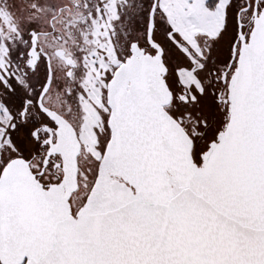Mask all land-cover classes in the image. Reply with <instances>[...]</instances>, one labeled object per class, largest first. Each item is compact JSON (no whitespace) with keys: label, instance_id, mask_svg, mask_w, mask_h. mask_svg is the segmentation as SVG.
Instances as JSON below:
<instances>
[{"label":"snow or ice","instance_id":"1","mask_svg":"<svg viewBox=\"0 0 264 264\" xmlns=\"http://www.w3.org/2000/svg\"><path fill=\"white\" fill-rule=\"evenodd\" d=\"M0 264H264V0H0Z\"/></svg>","mask_w":264,"mask_h":264}]
</instances>
